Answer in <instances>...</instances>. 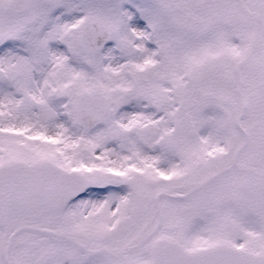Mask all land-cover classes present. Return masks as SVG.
<instances>
[{
    "label": "snow or ice",
    "instance_id": "snow-or-ice-1",
    "mask_svg": "<svg viewBox=\"0 0 264 264\" xmlns=\"http://www.w3.org/2000/svg\"><path fill=\"white\" fill-rule=\"evenodd\" d=\"M0 264H264V0H0Z\"/></svg>",
    "mask_w": 264,
    "mask_h": 264
}]
</instances>
